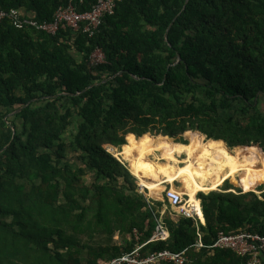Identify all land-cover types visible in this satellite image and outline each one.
I'll use <instances>...</instances> for the list:
<instances>
[{"label":"trees","instance_id":"16d2710c","mask_svg":"<svg viewBox=\"0 0 264 264\" xmlns=\"http://www.w3.org/2000/svg\"><path fill=\"white\" fill-rule=\"evenodd\" d=\"M67 2L0 0V11L43 22ZM94 2L73 0L79 11ZM97 47L104 60L91 64ZM199 133L227 146L242 168L230 181L248 191L224 180L197 193L205 246L189 248L186 264H245L209 246L219 231L264 233V182L257 195L246 178L264 173V0H118L92 36L2 19L0 264H107L133 249L134 229L146 242L161 202L107 148L159 157L143 137L162 135L163 152ZM161 219L169 237L142 254L196 242L192 219Z\"/></svg>","mask_w":264,"mask_h":264},{"label":"built area","instance_id":"2783aa9c","mask_svg":"<svg viewBox=\"0 0 264 264\" xmlns=\"http://www.w3.org/2000/svg\"><path fill=\"white\" fill-rule=\"evenodd\" d=\"M117 1L95 0L89 10L79 11L74 6L73 0H68L65 5H60L55 9L52 20L43 22H39L31 17H22L19 9L12 8L9 11H0V21L4 18H10L18 28L31 25L48 34H55L61 29H69L72 32L92 36L102 23L103 18L114 12ZM103 60V52L97 47L90 56V62L91 64H98ZM138 191L140 193L144 192L140 186ZM197 193L195 195L196 198ZM146 199L149 200L148 197ZM162 200L166 202L172 211V215L170 214L172 217L190 218L195 222L197 228L196 242L179 252L163 249L157 252L142 254L141 250L148 242L166 240L169 237V232L161 219L164 211H161L156 228L149 240L139 243L138 240L141 234L134 229L132 232L135 240L133 249L112 257L107 264H186L189 261L187 254L189 248L193 247L196 250H200L205 246L201 241V233L198 230L199 224H205L200 200L198 199V203L190 202L187 194L180 192L177 188H173L171 183L168 182H165ZM209 247L229 249L241 256H247L245 264H264V233L251 232L245 229L235 232L219 231L213 244Z\"/></svg>","mask_w":264,"mask_h":264},{"label":"bare ground","instance_id":"6f19581e","mask_svg":"<svg viewBox=\"0 0 264 264\" xmlns=\"http://www.w3.org/2000/svg\"><path fill=\"white\" fill-rule=\"evenodd\" d=\"M114 152V153H113ZM120 160L128 162L130 168L143 178L139 185L146 188L151 197L163 191L165 182L171 183L190 202L198 203L196 192L220 186L226 178L235 180L236 159L227 146L220 141L202 142L198 137L188 146L166 144L160 157L150 156L143 149L112 150ZM184 158V159H183ZM174 182H178L179 186ZM147 194V193H146ZM149 196V195H148Z\"/></svg>","mask_w":264,"mask_h":264},{"label":"rangeland","instance_id":"374dc122","mask_svg":"<svg viewBox=\"0 0 264 264\" xmlns=\"http://www.w3.org/2000/svg\"><path fill=\"white\" fill-rule=\"evenodd\" d=\"M193 132H195V131H193ZM195 133H197V132H195ZM199 134H201V133H199ZM202 135V134H201ZM162 135H160V136H145V137H143L142 138V140H145L147 143H149V144H151L153 147H154V149H157V151L154 153L155 155L157 154V155H161V153H162V149H161V145H160V137H161ZM203 136V138L202 137H200V140L202 141V142H204V139H205V136L204 135H202ZM167 137V136H166ZM178 138L179 137H181V138H183V139H185L186 141L188 140V138H189V132H188V134H187V136L183 133V134H180V135H178L177 136ZM176 137V138H177ZM198 138V137H197ZM174 141H175V138H172ZM119 148H120V146H118L117 148H111V147H108L107 148V150L110 152V153H112V150H114V151H117V150H119ZM119 151H121V152H123L122 150H119ZM255 152H256V150H255ZM114 153V152H113ZM114 155V154H113ZM160 157V156H159ZM184 159V158H183ZM120 160V159H119ZM262 160H264V158H262ZM123 163H125V165H126V167H127V169H128V171H129V173L132 175V176H134V178H135V183H136V185H137V189L139 190V182L143 179L140 175H138V174H136L135 173V171L134 170H132L131 168H130V166H129V164H128V162H126V161H124V160H121ZM237 168L233 171V170H231L232 172H235V182H237L238 183V176H239V174L241 173V171H242V168H241V170L240 171H238L237 172ZM246 178L248 179V180H250V181H252L253 182V185H254V189L256 190V188H260V183H262V182H264V173L263 174H261V175H259V174H257L255 171H251V172H249L247 175H246ZM230 179L231 180H233L231 177H229V178H226L225 180H229L230 181ZM223 182H224V180H223ZM223 182H222V184H223ZM231 182V184L233 185V186H235V187H239V188H241V189H243L244 191H248V190H245L244 188H242V186H240L239 184H236V183H233L232 181H230ZM175 183V185L177 186H179V184H178V182H174ZM165 184V183H164ZM221 184V185H222ZM220 185V186H221ZM140 187H142V186H140ZM218 187L219 186H217L216 188H214V189H211V188H207L206 190H199V191H197V192H209V191H211V190H215V189H218ZM143 188V187H142ZM143 191L144 192H142V194L144 195V196H146V197H148L149 199H152V200H155V201H159V202H161V206H160V212L161 211H164V214H168V215H170L171 214V210H170V208H169V206L166 204V202H164L163 200H162V191L160 190V191H158V192H155L156 194H158V198H154V197H151V195H150V193H149V191L145 188H143ZM251 191H254V190H251ZM258 191V190H257ZM196 192V193H197ZM147 193V194H146ZM255 194H257V195H259L260 193H257V192H254ZM149 195V196H148ZM196 195V194H195ZM172 215V214H171ZM170 215V216H171ZM174 218H176L175 216H173ZM114 238H117V235H115V237Z\"/></svg>","mask_w":264,"mask_h":264},{"label":"water","instance_id":"95a60500","mask_svg":"<svg viewBox=\"0 0 264 264\" xmlns=\"http://www.w3.org/2000/svg\"><path fill=\"white\" fill-rule=\"evenodd\" d=\"M165 37H166V32H165ZM178 60H179V58H177L176 62H177ZM28 103H29V102H27L25 105H27ZM20 109H21V108L15 110V111H19ZM5 147H6V146H5ZM5 147H4V148H5ZM4 148H3V149H4ZM1 151H2V150H0V152H1Z\"/></svg>","mask_w":264,"mask_h":264},{"label":"crops","instance_id":"0c3cea01","mask_svg":"<svg viewBox=\"0 0 264 264\" xmlns=\"http://www.w3.org/2000/svg\"><path fill=\"white\" fill-rule=\"evenodd\" d=\"M254 192L261 193V191L254 190Z\"/></svg>","mask_w":264,"mask_h":264}]
</instances>
